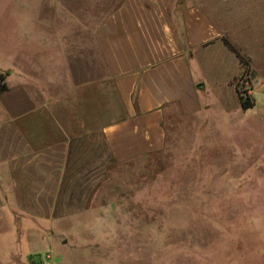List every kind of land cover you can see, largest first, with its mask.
<instances>
[{"label":"crops","instance_id":"1","mask_svg":"<svg viewBox=\"0 0 264 264\" xmlns=\"http://www.w3.org/2000/svg\"><path fill=\"white\" fill-rule=\"evenodd\" d=\"M102 1L89 32L77 15L74 46L42 43L35 63L0 70V242L25 256L50 248L77 134L129 160L164 149L167 114L196 113L201 90L240 103L232 81L245 77L252 99L264 92V0Z\"/></svg>","mask_w":264,"mask_h":264},{"label":"rangeland","instance_id":"2","mask_svg":"<svg viewBox=\"0 0 264 264\" xmlns=\"http://www.w3.org/2000/svg\"><path fill=\"white\" fill-rule=\"evenodd\" d=\"M100 1L0 0V70L35 63L42 43L74 46L77 15L89 32ZM232 84L252 99L245 77ZM208 92L196 113L167 114L160 151L116 160L99 135L77 134L49 250L0 242V264H264V92L249 108Z\"/></svg>","mask_w":264,"mask_h":264},{"label":"trees","instance_id":"3","mask_svg":"<svg viewBox=\"0 0 264 264\" xmlns=\"http://www.w3.org/2000/svg\"><path fill=\"white\" fill-rule=\"evenodd\" d=\"M224 43L229 47L230 50H232L236 54V56L239 59V62L244 67L243 73L241 75L247 74L249 71L248 60H246L226 39H224ZM5 89H6V85L4 83V74L0 73V92L4 91ZM239 97L241 101L240 104L243 108L252 107L253 101L250 97L246 95L245 98H243V95L240 94Z\"/></svg>","mask_w":264,"mask_h":264}]
</instances>
